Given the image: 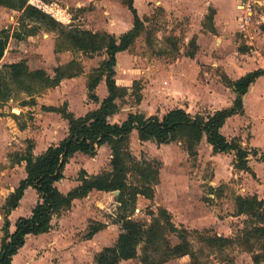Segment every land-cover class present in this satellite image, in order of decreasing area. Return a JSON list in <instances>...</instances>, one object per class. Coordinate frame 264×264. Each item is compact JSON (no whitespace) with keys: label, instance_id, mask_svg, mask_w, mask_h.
Here are the masks:
<instances>
[{"label":"rangeland","instance_id":"obj_1","mask_svg":"<svg viewBox=\"0 0 264 264\" xmlns=\"http://www.w3.org/2000/svg\"><path fill=\"white\" fill-rule=\"evenodd\" d=\"M160 1L139 0L135 3L139 16L147 21L144 22V31L130 49L117 54L115 80L119 86H125L130 91L123 100H117L119 110L109 118L111 123H121L131 111H138L148 117L161 115L183 103L187 108L190 105V112L204 115L208 112L196 109L189 95L181 96L178 90L179 82L174 80V75L165 71L185 68L188 75L193 74L191 68H196L194 58L188 57L187 54L194 51L198 33L207 34L213 30L209 16L212 15L213 18L215 12L209 6L205 8V13L202 9L189 10L190 15H186L182 13L185 5L183 0H169V11ZM48 6V14L65 27L73 26L92 32L106 31L118 37L133 25L132 14L124 0H50ZM262 7L264 5L257 7L253 24L242 30L245 36L257 34V26L261 27L259 24L264 10ZM239 14L242 16L243 12ZM19 15L18 11L0 6V30L7 29L11 35L17 30L24 34L21 40L10 37L0 69H3L5 64L25 59L31 70L43 69L52 76L54 68L65 66L75 59L81 63L83 73L64 79L57 87L45 89L32 97L16 91L13 98L0 104V114L4 115L0 122V142L3 145L0 146V164L2 165L4 160L7 166L14 165L9 155L17 150L14 148L15 143L13 147L10 146L9 139L2 138L1 133L4 136H8V133L14 135L17 132L13 130L19 124H25L27 132L34 133L39 143L45 141L49 145H55L67 133L64 131L61 116L48 112L44 106H60L65 101H71L77 110L83 111L86 106L91 109L99 105L88 99L86 81L91 71L99 67L106 57L104 53L84 55L73 49L56 51V44L59 42L57 30L37 24L35 32L26 34L18 29ZM32 25L33 23H30V26ZM209 74L210 79L219 78L222 81L221 75L224 73L220 69H213ZM200 77L204 79L208 78V75L202 71ZM134 82L139 85L140 91L131 89ZM96 93L100 100L106 96L104 81L100 82ZM138 93L141 96L140 101L137 100ZM19 112L20 115H17ZM13 114L17 115V118ZM78 114L79 112H76V115ZM256 125L259 127L255 142L264 148V127ZM130 149L137 160L149 161L159 168V180L154 187L153 199L139 195L131 215L132 219L150 223V213L157 214L159 208H165L178 228L196 230L206 236L227 238H236L248 225L246 216L235 214L234 198L238 194L233 185L236 180L225 181V171L220 170L218 176L222 179L217 185H210L217 167L213 164L216 161L212 162L205 150L202 151L201 157H190L182 142L168 145L141 142L136 131L131 134ZM110 159L111 150L107 145L99 148L93 157H85L83 153L74 155L65 166L67 180L60 190L67 192L73 182L78 183L79 172L84 167L87 172L99 173L109 170ZM20 175L21 172L18 171L17 179ZM116 196L115 192H94L84 200L75 201L73 208L71 206L54 219L53 228L57 230H50L51 233L43 238L36 239L31 236L26 239L25 250L16 258L15 264H23L25 260L26 264H95L97 254L105 246L115 243L121 229L117 222ZM31 201V197L26 199V203L19 210L22 213L20 215L27 213ZM62 216H65L62 225L64 230H60L59 221ZM17 217L18 214L15 213L11 221H15ZM98 223L104 224V227L89 237L91 228ZM166 236L171 245L180 241L174 234ZM188 240L192 250L197 253L200 264H254L251 253L237 243L220 249L207 247L196 235L188 237ZM138 254V257L123 260L119 264H143L141 249ZM162 264H191V257H174Z\"/></svg>","mask_w":264,"mask_h":264},{"label":"trees","instance_id":"obj_2","mask_svg":"<svg viewBox=\"0 0 264 264\" xmlns=\"http://www.w3.org/2000/svg\"><path fill=\"white\" fill-rule=\"evenodd\" d=\"M50 0H0V6L18 11V29L26 34L35 32V25L42 24L48 29L58 31L56 51L73 49L84 55L104 53L105 58L99 67L93 69L87 77V97L98 103V107L83 116H75L68 110V104L58 107L44 106L49 112L58 113L68 122V135L57 145L49 146L42 154L34 155V141L25 140V146L9 155L12 164L24 163L25 179L5 199L3 205L4 224L0 236V264H12L13 257L22 248L29 235L38 236L48 233L52 228V219L71 208L74 200L86 197L91 191L114 192L116 196L117 222L121 225L117 240L111 246H105L96 256L95 264H119L123 260L138 257L142 250L143 264H162L174 257L189 255L191 264H200L197 253L192 250L188 237L196 235L209 248H224L237 243L251 253L254 264H264V201L257 196L236 195L234 198L235 214L247 218V226L236 238L217 235L206 236L196 230L188 231L178 228L171 220L170 212L159 208L157 214L150 213L151 221L140 222L131 218L138 196L153 199L155 185L158 184L159 168L149 161L137 160L130 149V137L133 131L141 142H152L157 145H168L182 142L190 157L198 155L197 147L206 136L214 153L233 151L236 156L234 168L253 173L247 165L250 154L243 148L238 139L227 140L220 132L226 119L243 112L242 97L263 69L247 73L232 81L225 74L221 75L223 83L231 88L236 97L232 106L215 111L213 114L196 113L192 115L183 108H173L161 115L145 116L138 111H131L121 123H111L109 118L119 110L117 100H123L130 91L119 86L115 80L117 54L134 44L145 29L147 20L142 19L134 0H124L132 14V28L120 36L106 31L92 32L73 26H62L48 14ZM211 21L212 15L209 16ZM30 23H33L30 26ZM24 34L14 31L11 35L7 29L0 30V63L6 52L10 37L23 39ZM60 43V45H59ZM195 45V44H194ZM196 50V45L194 46ZM194 51L187 54L192 58ZM83 73L81 63L75 59L65 66L54 68L51 76L43 69L31 70L27 61L20 60L3 65L0 69V104L13 98L15 92H23L32 97L48 88L57 87L64 79L76 77ZM104 81L107 94L100 101L96 89ZM140 91L134 82L131 89ZM137 100H141L138 93ZM0 114V119L3 117ZM17 118V115H14ZM9 127V125H8ZM25 124L13 130L23 131ZM11 129V127H10ZM107 145L111 150L110 169L95 175L80 170L79 184L62 193L56 184L64 178V169L75 153L91 157L97 150ZM32 187L38 194L39 201L33 207L31 215L20 217L15 222V229L10 231L8 216L20 202L25 189ZM104 224L98 223L91 228L89 237L101 230ZM167 234H174L180 241L171 245ZM157 257V258H156Z\"/></svg>","mask_w":264,"mask_h":264},{"label":"crops","instance_id":"obj_3","mask_svg":"<svg viewBox=\"0 0 264 264\" xmlns=\"http://www.w3.org/2000/svg\"><path fill=\"white\" fill-rule=\"evenodd\" d=\"M138 1L139 0H134V7L135 3ZM183 1L185 5L183 6L184 10L182 13L186 15H190L189 10L201 11L202 9L205 13V8L210 6L215 12L213 14L211 25L213 30L207 34H197L195 42L196 50L194 51V55L192 57L194 58L196 68H191V72L193 73L192 75H188V73L185 71V68H172L168 69V71H163L172 74V76L174 75V80L176 79V81L179 82L178 90H180V95L183 96L184 94H187L189 95V98L192 97V102L194 105H196V109L208 110L207 114H213L217 110L232 106L236 95L233 90L227 87L221 80H219V78L210 79L209 71L211 72L213 69H220L230 80L235 81L249 72L258 69L264 70V10L263 14L260 16L259 25H261V27L257 26V29L259 27L257 34H253V36L251 34L249 36H245L243 32L239 30L240 27L238 26L239 20L241 18V14H239V12L242 13L239 7L241 0ZM160 4L166 10L168 9V11L171 9V2L169 0H161ZM262 8L264 9V7ZM260 28H262V30ZM207 65L210 66V68H208ZM202 71L208 75V78L205 77L202 79L200 77ZM62 102L63 101H61V103ZM64 103L68 104V110L77 117L83 116L88 111L98 107H91V109H89L86 106L85 110L81 111L77 110L71 101H65L63 104ZM242 103L243 112L228 117L221 127L220 132L227 140H232L234 138L238 139L241 146L250 152L247 157V165L253 173L234 168L233 164L236 161V156L233 151L226 153H214L213 147L207 142L206 136L201 139L197 147V156L201 157L202 151L205 150L208 153L207 155L209 156V159L212 162L216 161L213 163L217 167L215 170L216 175L214 176V180L209 182L210 185H217L216 183L222 179L220 176H218V173H220V170H224L225 181L232 179L236 180V183L233 186L237 190L238 195H255L259 200L264 201V148L255 142L256 131L259 127L256 124H260L262 127H264V74L256 78V80L250 85L247 92L242 97ZM184 104L185 103L178 107L185 109L192 115L198 113L192 111L190 112L189 109H192L190 105L188 109ZM48 106L58 107L59 105L51 104ZM76 112H79V114L76 115ZM50 113L58 114L55 112ZM17 115H20V112ZM61 122L65 127L64 131L67 133L61 139L63 140L68 135V122L62 117ZM1 137L9 139V145L12 147L15 143L16 147L14 146V148L17 151L25 146L26 139H32L35 144L33 153L36 156L42 154L49 146H53L52 144H47L45 141L39 143L38 137L34 133L27 132V129L18 131L14 135L8 133V136H4L3 133H1ZM0 146H3L2 142H0ZM77 154L80 155V153H75L74 155ZM84 155L85 157L88 156L86 154ZM96 165H98V163H96ZM82 169L85 170L86 168L84 167ZM18 171L21 172V175L20 178L17 179L16 176ZM87 173L89 175H95L97 174V171H89ZM65 175L66 174L64 170V178L56 184L59 190L63 183L67 180ZM25 177L26 172L24 170V163L20 164V166L19 164L7 166L6 162L2 160V165L0 164V232L4 224L3 205L5 203V199L18 187L19 182L25 179ZM78 184L79 182H73L68 191L76 187ZM94 192L100 193L101 191H91L87 196ZM87 196L82 199H76L74 202L77 200H84L87 198ZM28 197H31L32 199L31 204L27 207V213L20 215L22 213H20L19 210L26 203V199ZM38 201V194L34 188L28 187L25 189L24 194L20 199L19 205L13 211H11L8 216V220L10 222V231L15 229L14 225L18 218L28 217L31 215L32 209ZM15 213L18 214V217L15 219V221H11L12 216ZM55 218L56 217L52 219L51 230H57L56 228H53ZM64 218L65 216L60 218V230H64L62 226ZM49 233L51 232L38 236L29 235L28 237L32 236L36 239H39L41 237H45ZM26 244L27 242H25L24 246L20 248L17 254L13 257L12 264H15L16 258L24 252ZM25 261L27 262V260ZM25 261L23 264H26Z\"/></svg>","mask_w":264,"mask_h":264},{"label":"built area","instance_id":"obj_4","mask_svg":"<svg viewBox=\"0 0 264 264\" xmlns=\"http://www.w3.org/2000/svg\"><path fill=\"white\" fill-rule=\"evenodd\" d=\"M264 5V0H241L240 10L243 15L240 18V29L241 31L246 30L247 27L254 22V16L257 13V7Z\"/></svg>","mask_w":264,"mask_h":264},{"label":"water","instance_id":"obj_5","mask_svg":"<svg viewBox=\"0 0 264 264\" xmlns=\"http://www.w3.org/2000/svg\"><path fill=\"white\" fill-rule=\"evenodd\" d=\"M114 192L118 194V191H114Z\"/></svg>","mask_w":264,"mask_h":264}]
</instances>
